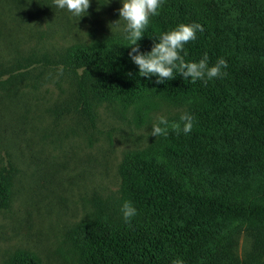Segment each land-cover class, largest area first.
<instances>
[{
  "label": "trees",
  "instance_id": "1",
  "mask_svg": "<svg viewBox=\"0 0 264 264\" xmlns=\"http://www.w3.org/2000/svg\"><path fill=\"white\" fill-rule=\"evenodd\" d=\"M180 23L203 26L185 45V60L207 53L211 66L223 57L226 76L205 85L177 74L157 84L155 76L138 74L126 34L65 51L63 65L79 73L80 104L93 121V100L125 109L138 104L143 116L158 98L194 117L190 133L170 129L163 142L129 151L121 164L131 201L155 224L126 223L102 207L75 238L80 264H264V0H164L138 41L140 51L149 52L159 35ZM44 63H51L47 54L30 56L24 70L11 72ZM12 185V176L0 170V210L11 206ZM243 231L254 246L245 257L238 253ZM9 264L40 263L21 250Z\"/></svg>",
  "mask_w": 264,
  "mask_h": 264
},
{
  "label": "rangeland",
  "instance_id": "2",
  "mask_svg": "<svg viewBox=\"0 0 264 264\" xmlns=\"http://www.w3.org/2000/svg\"><path fill=\"white\" fill-rule=\"evenodd\" d=\"M121 7L122 0H91L79 19L53 0H0V170L13 182L11 206L0 210V264H9L21 250L40 264H80L75 241L80 227L96 221L102 207L124 219L125 201L137 209L131 219L155 224L131 201L121 164L129 151L163 142V136L149 135L151 125L160 115L171 123L185 106L156 98L140 116L138 104L125 109L93 100V121L80 104L79 73L63 65L72 45L125 35L124 21L110 27ZM45 54L50 64L12 75L13 69L24 70L30 56ZM253 249L252 236L243 231L239 255Z\"/></svg>",
  "mask_w": 264,
  "mask_h": 264
},
{
  "label": "clouds",
  "instance_id": "3",
  "mask_svg": "<svg viewBox=\"0 0 264 264\" xmlns=\"http://www.w3.org/2000/svg\"><path fill=\"white\" fill-rule=\"evenodd\" d=\"M163 3L164 0H122V7L118 10L120 18L110 24L112 27L119 26L121 20L125 22L122 31L128 41L126 46H131L128 56L138 66V74L147 78L155 76L157 84L172 80L177 74L182 75L185 81L190 79L195 83L200 80L205 85L209 80L226 76L224 69L228 67V63L223 57L218 58L211 66L207 53L199 61L185 60L188 54L185 45L197 38L198 31H203L200 23H180L159 35V42L154 43L149 52L140 51L138 41L144 36L151 17L159 15ZM53 4L80 19L88 14L91 0H53ZM58 73L63 74V66L58 68ZM193 124L194 117L187 112L180 115L179 121L171 123L166 116L160 115L151 125L149 135L167 137L170 129L177 135L181 131L187 134L192 131ZM122 214L127 223L137 214V209L130 201H125ZM172 264H184V261L177 259Z\"/></svg>",
  "mask_w": 264,
  "mask_h": 264
}]
</instances>
